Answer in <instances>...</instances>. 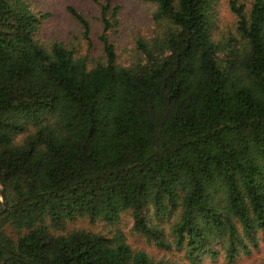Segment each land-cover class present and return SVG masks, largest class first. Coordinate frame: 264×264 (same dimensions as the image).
<instances>
[{
	"label": "trees",
	"instance_id": "trees-1",
	"mask_svg": "<svg viewBox=\"0 0 264 264\" xmlns=\"http://www.w3.org/2000/svg\"><path fill=\"white\" fill-rule=\"evenodd\" d=\"M157 24L125 65L101 4L103 56L35 37L46 13L0 0V264L233 262L264 238V0H229L234 33L215 37L218 0H149ZM91 45L90 22L68 6Z\"/></svg>",
	"mask_w": 264,
	"mask_h": 264
},
{
	"label": "rangeland",
	"instance_id": "rangeland-1",
	"mask_svg": "<svg viewBox=\"0 0 264 264\" xmlns=\"http://www.w3.org/2000/svg\"><path fill=\"white\" fill-rule=\"evenodd\" d=\"M106 0H30L33 10L46 13L40 22L35 37L43 45L49 46L53 40L61 41L74 48L76 53L85 56L89 65L103 56L102 45L98 39L102 28L100 20L101 4ZM111 5H117L118 23L110 30L109 36L117 49L118 57L125 65L138 59L141 52L136 45V38L149 39L155 33L157 24L153 18L156 4L149 0H109ZM72 6L87 17L90 22L91 45L83 37V27L68 10ZM235 16L229 7V0H218L215 37H225L234 33ZM132 218L124 213L113 225L102 221L89 222L86 217H76L69 220L66 229L87 228L110 234L121 230L126 240L134 248H143L148 252L162 256L175 264H264V238L259 240L257 248L249 254L239 255L233 262H227L223 255L216 258L204 257L200 262L192 263L184 257L180 250H166L157 246L132 228Z\"/></svg>",
	"mask_w": 264,
	"mask_h": 264
},
{
	"label": "water",
	"instance_id": "water-1",
	"mask_svg": "<svg viewBox=\"0 0 264 264\" xmlns=\"http://www.w3.org/2000/svg\"><path fill=\"white\" fill-rule=\"evenodd\" d=\"M0 199H1L2 203H3V205L5 206L4 196H3V192H2L1 189H0Z\"/></svg>",
	"mask_w": 264,
	"mask_h": 264
}]
</instances>
